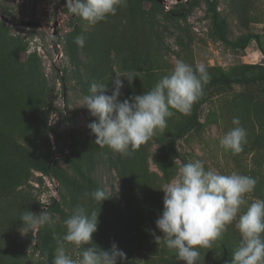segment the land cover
<instances>
[{"label":"rangeland","instance_id":"1","mask_svg":"<svg viewBox=\"0 0 264 264\" xmlns=\"http://www.w3.org/2000/svg\"><path fill=\"white\" fill-rule=\"evenodd\" d=\"M160 1L163 9L127 0L115 16L91 25L70 14L66 0H0V21L6 24L0 30V264H43V250L54 257L53 233L65 234L64 221L77 206L99 213L87 246L109 250L115 243L125 253L117 264H184L150 233L163 236L155 225L163 211V189L184 163L195 160L206 170L254 177L249 203L264 199V81L212 87L199 125L178 141L176 154L169 142L195 104L188 114L176 111L163 131L130 156L95 144L88 125L96 117L83 99L93 81L108 84L105 94L111 95L115 73H131V82L120 77L122 101L151 90L177 60L194 67L204 63L211 78L264 72V0H198L194 6L191 0ZM210 3L231 42L256 35L261 47L251 40L246 49H236L220 40ZM182 7L181 16L169 13ZM70 34L74 41L86 37L73 56L67 48ZM234 117L247 131V144L238 154L219 143L234 127ZM37 160L54 164L60 177L39 172ZM101 187L112 195L100 204L90 193ZM26 210H47L53 228L22 233L20 217ZM240 239L234 221L222 239L199 249L198 264H224L221 243L231 261ZM65 247L73 255L83 250L67 242Z\"/></svg>","mask_w":264,"mask_h":264},{"label":"clouds","instance_id":"2","mask_svg":"<svg viewBox=\"0 0 264 264\" xmlns=\"http://www.w3.org/2000/svg\"><path fill=\"white\" fill-rule=\"evenodd\" d=\"M126 6L127 0H66L69 13L91 25L115 16L119 8ZM85 39L84 35H79L75 43L83 48ZM115 74L111 95L105 94L108 84L93 81L89 87L90 94L83 99L90 114L96 117L88 125L96 137L95 144L107 146L122 156L132 155L157 131H163L168 118L176 111L188 114L211 80L204 63L194 67L177 60L173 69L151 90L121 101L123 81L120 77L131 82L133 76L129 72ZM232 124L234 127L220 138L219 143L224 150L238 154L247 144V131L239 117H234ZM256 184L257 180L248 175L206 170L201 160L188 162L163 189V211L155 221L163 236H157L154 231L150 234L158 245L175 250L177 261L198 264L199 249L222 239L228 226L236 221L241 239L232 253L230 264H264V199L254 198L249 203L247 198ZM90 195L101 204L112 193L109 195L101 187ZM98 214L96 211L89 213L83 206L74 208L64 221L65 234L61 237L53 233L57 247L51 264H117L118 259H125V253L115 243L109 250L94 244L87 246L97 231ZM20 220L22 233L54 226L47 210L39 214L26 210ZM66 242L83 250L75 255L69 254Z\"/></svg>","mask_w":264,"mask_h":264},{"label":"trees","instance_id":"3","mask_svg":"<svg viewBox=\"0 0 264 264\" xmlns=\"http://www.w3.org/2000/svg\"><path fill=\"white\" fill-rule=\"evenodd\" d=\"M130 4H134L139 7L141 6L144 2H149L153 5L154 8H164V6L161 4L160 0H128ZM176 1H182V0H176ZM196 3H198V0H191L192 6H194ZM131 7L133 9H135L134 6ZM210 10L213 13V24L215 27V32L217 34V36L220 38V40H222L223 42L229 44L230 46H232L233 48L236 49H246L250 43L251 40H255L261 47L262 42L261 39L259 38V36H248L247 38H245L242 41L239 42H231L226 34H225V29H224V24L220 18L219 12L217 10V7L210 3ZM184 11V7H182L179 11H175V10H171L169 13L173 16H181L182 13ZM6 24L3 21H0V30L2 31L3 29H5ZM22 47V45L20 46V48ZM79 46L75 43V41L72 38V34H70L68 36V51L70 55H74L76 49ZM262 52L263 48H261ZM33 58L37 57L36 54L32 55ZM31 56V57H32ZM264 81V72L262 74H260L257 77H252V78H235V79H231V78H227L225 76H219V77H212L210 82L204 86L203 89V96L195 103L192 113L191 115L185 119L180 125L179 127L176 129L174 135L172 136L170 142H169V147L172 150V152L174 154H176V144L178 143V141H180L181 139H183L190 131H192L194 128H196L199 123H200V116H199V112L200 109L205 101V97L207 95V92L214 86L216 85H220L221 87H230L234 84H250V83H254V82H262ZM186 163H184L185 165ZM36 167L38 169L39 172H41L42 174H44L45 176H51V177H56L59 178V172L57 167L54 164H51L49 162L46 161H42V160H37L36 161ZM91 181H93V185L96 187L97 183L95 181V179H90ZM221 246L223 248V258H224V264H230V252L229 249L227 247H225L224 243H221ZM40 244H36V248L39 249ZM42 249V248H41ZM43 250V249H42ZM44 256H45V261L43 264H51L52 259H53V253L51 251H44Z\"/></svg>","mask_w":264,"mask_h":264}]
</instances>
